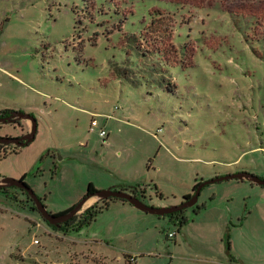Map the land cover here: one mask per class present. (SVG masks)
<instances>
[{
	"label": "rangeland",
	"instance_id": "374dc122",
	"mask_svg": "<svg viewBox=\"0 0 264 264\" xmlns=\"http://www.w3.org/2000/svg\"><path fill=\"white\" fill-rule=\"evenodd\" d=\"M144 35L178 47L169 81L142 62ZM5 110L37 133L0 179L24 181L54 215L117 185L167 208L227 172L264 178V0H0ZM18 134L0 124V139ZM197 205L181 226L114 201L64 233L0 193V264H264L262 187L207 185Z\"/></svg>",
	"mask_w": 264,
	"mask_h": 264
},
{
	"label": "water",
	"instance_id": "95a60500",
	"mask_svg": "<svg viewBox=\"0 0 264 264\" xmlns=\"http://www.w3.org/2000/svg\"><path fill=\"white\" fill-rule=\"evenodd\" d=\"M17 114L20 120H29L31 122L32 131L29 134V136L24 137L23 139H14V138H1L0 139V144H2L3 146H11L12 144L16 143V145H18L16 149L18 147L23 148V147L30 145L35 140L36 133H37V122L34 118L24 113H17ZM6 123L7 122L5 120L0 119V124H6ZM20 141H24V142L20 143ZM231 180L248 181L257 186L264 187V179L258 176H255L253 174H249L246 172L227 174L224 176L216 177L209 181H201V184L196 189V191L194 192L190 200H184V203H182L180 206H172V207H167V208H154V207L148 206L144 201H142L137 196L131 194L128 191H122L118 189L109 188L106 190L97 191L89 195L80 204L76 205L73 209H71L67 213H63L60 215H54L47 211V209L40 202L39 197L34 193V191L31 188L28 187V185L24 181L15 180L11 178H2L0 179V182L5 187H17V188L25 190L29 194V196L37 203L38 210L41 213V216L43 217V219L46 222H48L50 225H59L62 223H66L77 216H82L89 209V208L85 209L84 208L85 205L87 204V202H89L92 199L96 201L95 204H99V203H102L103 201H107L110 199L121 200L123 202L130 203L132 206H134L136 209L142 212L163 217V216L170 215V214L182 211L184 209H189V208L196 206L198 204L201 191L205 186L211 185V184H217V183H221L225 181H231ZM227 245H228V248H230L229 241L227 242Z\"/></svg>",
	"mask_w": 264,
	"mask_h": 264
},
{
	"label": "flooded vegetation",
	"instance_id": "af4514ba",
	"mask_svg": "<svg viewBox=\"0 0 264 264\" xmlns=\"http://www.w3.org/2000/svg\"><path fill=\"white\" fill-rule=\"evenodd\" d=\"M17 113H21V112H15L14 110H5V111L0 112V119L1 120H5L7 122L6 124H1V125H7V126L9 125V126H13L16 129L18 128L19 134L16 135V136H11L10 138L23 139L24 137H28L29 134L31 133L32 124H31V122L29 120H20V118H19ZM21 142H24V141H20V143ZM17 146L18 145H16V143L12 144L11 146H3L2 144H0V162L2 161V159L8 157L11 154H18L19 151H20V148L18 147L16 149ZM262 179H264V178H262ZM260 187H262V186H260ZM262 188L264 190V187H262ZM142 189L143 190H139L135 194V196H137L139 199H141L142 201L147 203V200H148V197H147L148 189H146V188H142ZM0 193L3 195V198L6 201L14 203L16 205H19V206H21L23 208L29 209L32 212L38 213L40 215V217H41V220L45 224L48 223L41 216V213L39 212L38 207H37V203L29 196V194L25 190L17 188V187H5L0 182ZM192 194H193V192H192ZM40 202L47 209V207L45 206L44 201L40 199ZM95 205H97V204H95ZM198 207L199 206L196 205V206L192 207V209L196 210ZM73 208H70L69 210H67L66 212H63V213H67ZM187 210L188 209H184L182 211H179V212H176V213H173V214H170V215H166V216L169 217L172 222H175L176 224H178V219H180L182 216L186 217ZM47 211H48V209H47ZM63 213H61V214H63ZM84 217H87V216H85V214H83L82 216H77V217L71 219L70 221H68L66 223L59 224V225H50L49 223L48 224L51 226L52 229H54L56 231L69 233L73 229H70L68 227V224L70 222H72V220H74V219H82ZM91 225H89L88 227H90ZM88 227H86V228H88ZM83 229H85V228H83ZM81 231H79V232H81Z\"/></svg>",
	"mask_w": 264,
	"mask_h": 264
},
{
	"label": "trees",
	"instance_id": "16d2710c",
	"mask_svg": "<svg viewBox=\"0 0 264 264\" xmlns=\"http://www.w3.org/2000/svg\"><path fill=\"white\" fill-rule=\"evenodd\" d=\"M155 14H157L158 16H160L161 18L165 16V14H163V11L158 10L156 12H154ZM156 21H154L152 23L155 24ZM151 25V26H152ZM151 40L147 38V35H144L140 41L136 40L137 43V49L138 51H141L139 54V56L144 58V61L142 62H147L148 64H150L153 68V71L157 74V76H159L160 74H163L162 71L166 74H163V81L160 80V82H166L167 80L169 81V71L163 70L164 64H165V59H166V55L169 53L178 54V47L176 48L175 45H173L172 47H170V50L166 53L163 52V48H153V44H151L150 42ZM167 60V59H166ZM177 62V61H176ZM131 76V75H130ZM128 77L129 81L132 82L131 77ZM166 77V78H165ZM201 183H198L194 189H193V193L196 191V189L199 187ZM122 191H128L131 194L135 195L139 190H143L141 186H135V187H130L127 189H120ZM95 193V190H92L90 195ZM193 194H189L187 196H185V200H190L192 198ZM114 201H121V200H117V199H110L107 201H103L101 204H97L94 205L92 207H90L84 214L87 217H84L82 219H74L72 220V222H70L68 224V227L70 229H73V231H81L83 228L88 227L89 225L93 224L96 220V218L98 217L99 214L102 213V211L104 209H107L110 207L111 203H113ZM123 202V201H121ZM123 203H127V202H123ZM205 205L199 206L194 212L195 213H199L201 210L205 209ZM188 219L186 217H181L180 219H178V224L181 226H185L186 224H188ZM49 227H51L48 223H46ZM230 246V243H229Z\"/></svg>",
	"mask_w": 264,
	"mask_h": 264
},
{
	"label": "built area",
	"instance_id": "2783aa9c",
	"mask_svg": "<svg viewBox=\"0 0 264 264\" xmlns=\"http://www.w3.org/2000/svg\"><path fill=\"white\" fill-rule=\"evenodd\" d=\"M98 126H99V124H98L97 120H96V119H93L92 124H91V132H95L96 129L98 128ZM100 136H102V137L107 136L106 131L101 130V131H100ZM169 236L172 238V237L175 236V234H170ZM36 243L38 244L37 241H36ZM130 262H131V263H135L136 260H135L134 258H131V259H130Z\"/></svg>",
	"mask_w": 264,
	"mask_h": 264
},
{
	"label": "crops",
	"instance_id": "0c3cea01",
	"mask_svg": "<svg viewBox=\"0 0 264 264\" xmlns=\"http://www.w3.org/2000/svg\"><path fill=\"white\" fill-rule=\"evenodd\" d=\"M235 173H238V172H235ZM226 174H233V173H231V172H227ZM216 177H220V175H218V176H216ZM215 177V178H216ZM201 183V182H200ZM109 186H112V185H109ZM115 186V185H114ZM111 189H116V188H119L118 190H120V189H127V188H130V187H128V186H126V185H117V187H110ZM192 192H193V190H192ZM192 194V193H191ZM92 200H94V199H92ZM88 203V202H87ZM96 203V201L94 200L93 202H91V203H89L88 204V206L87 207H85V209L86 208H90L91 206H93L94 204ZM73 208V207H72ZM100 243V242H99ZM102 243H104V242H102ZM129 264H133V263H129Z\"/></svg>",
	"mask_w": 264,
	"mask_h": 264
},
{
	"label": "bare ground",
	"instance_id": "6f19581e",
	"mask_svg": "<svg viewBox=\"0 0 264 264\" xmlns=\"http://www.w3.org/2000/svg\"><path fill=\"white\" fill-rule=\"evenodd\" d=\"M92 124V123H91Z\"/></svg>",
	"mask_w": 264,
	"mask_h": 264
}]
</instances>
